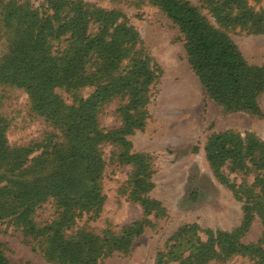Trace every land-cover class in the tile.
Masks as SVG:
<instances>
[{
  "label": "trees",
  "instance_id": "16d2710c",
  "mask_svg": "<svg viewBox=\"0 0 264 264\" xmlns=\"http://www.w3.org/2000/svg\"><path fill=\"white\" fill-rule=\"evenodd\" d=\"M45 1L48 10L39 12L28 3L0 0V26L7 47L0 60V84L24 89L33 111L53 128L40 140L11 147L5 120L0 118V218L13 216L26 233L44 238L49 257L69 264H96L109 252L127 249L132 236L148 224L142 218L118 233L103 236L84 230L64 233L76 216L96 213L103 203L102 143H114L120 149L119 159L134 164L130 197L140 202L146 214L157 205L145 195L152 186L148 156L129 154L130 144L124 138L145 125L155 64L143 53L137 32L117 23V12L81 0ZM149 1L179 26L188 61L207 94L227 111L263 116L256 101L264 91V67L249 64L228 35L211 26L189 1ZM218 3L225 7L219 18L223 24L264 32V11H253L243 0ZM233 10L236 12L231 16ZM124 60L127 63L123 65ZM82 86H92L93 90L74 100L75 104H66L56 92L61 87L70 91ZM114 98H126L116 109L121 124L102 128L98 112ZM204 151L216 174L227 159L238 169L245 168L247 161L264 169V142L252 135L242 138L234 131L212 134ZM47 198L55 200L60 212L50 224L39 228L30 215L34 205ZM259 198L248 196L242 223L234 231L210 232L207 240L201 241L198 237L185 240L181 235L190 229L181 228L180 238L190 245L188 255L179 256V264H206L234 254L253 258V264H264V232L257 245L239 240L260 204L256 202ZM175 247L176 243L169 252ZM166 254L160 253L156 264H165ZM0 264H10L1 249Z\"/></svg>",
  "mask_w": 264,
  "mask_h": 264
},
{
  "label": "rangeland",
  "instance_id": "374dc122",
  "mask_svg": "<svg viewBox=\"0 0 264 264\" xmlns=\"http://www.w3.org/2000/svg\"><path fill=\"white\" fill-rule=\"evenodd\" d=\"M16 1L28 3L39 12L48 10L45 0ZM81 1L117 12V23L137 32L143 53L155 64L156 79L147 92L145 125L124 138L130 144L129 154L148 156L147 174L152 186L145 195L157 205L146 214L140 202L130 197L135 166L119 159L118 146L104 142L100 145L105 163L100 178V210L82 212L64 233L84 230L103 236L107 232L118 233L123 226L145 218L148 224L132 236L127 249L109 252L96 264H156L163 252H167L165 264H179V256L185 257L189 252L190 244L185 240L198 237L206 241L210 232L234 231L242 223L248 196L260 195L249 226L239 236L241 243L257 245L264 232V169L249 161L245 168L238 169L227 159L216 174L204 147L212 134L223 131H234L242 138L252 135L264 142V91L256 101L263 116L227 111L207 94L188 61L184 35L159 5L149 0ZM187 1L211 26L228 35L249 64L264 67V32L223 24L219 18L225 14V7L218 0ZM243 1L253 11H264V0ZM235 12L230 11V15ZM4 33L0 26V60L7 51ZM126 63L124 60L122 64ZM92 90V86L70 91L61 87L56 92L66 104H75L74 100L88 96ZM125 103L126 98H114L104 104L97 116L100 127H119L121 120L116 109ZM0 118L5 120L6 139L11 147L40 140L53 130L44 117L33 111L24 89L5 84H0ZM59 212L55 200L47 198L34 205L30 218L43 228ZM261 212L263 215H259ZM183 227L190 229L181 235L184 241L178 234ZM46 245L44 238L26 233L13 216L0 218V249L10 264H69L49 257ZM253 263L249 256L234 254L206 264Z\"/></svg>",
  "mask_w": 264,
  "mask_h": 264
}]
</instances>
